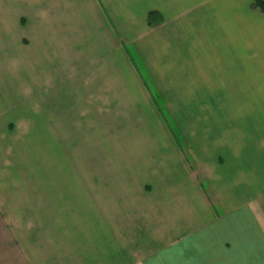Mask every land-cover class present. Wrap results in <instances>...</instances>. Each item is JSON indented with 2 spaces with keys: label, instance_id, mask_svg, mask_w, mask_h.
Segmentation results:
<instances>
[{
  "label": "crops",
  "instance_id": "1",
  "mask_svg": "<svg viewBox=\"0 0 264 264\" xmlns=\"http://www.w3.org/2000/svg\"><path fill=\"white\" fill-rule=\"evenodd\" d=\"M255 2L0 0V264H264Z\"/></svg>",
  "mask_w": 264,
  "mask_h": 264
},
{
  "label": "rangeland",
  "instance_id": "2",
  "mask_svg": "<svg viewBox=\"0 0 264 264\" xmlns=\"http://www.w3.org/2000/svg\"><path fill=\"white\" fill-rule=\"evenodd\" d=\"M32 9L25 10V13L31 14ZM16 15V10L14 9V12L12 11V16ZM28 16V15H27ZM25 32H30V27L26 28ZM139 61L140 58L136 57ZM140 62V61H139ZM146 82L148 84H151V79L146 76L145 78ZM193 89H184V92L181 89H166L165 91L163 89H152V98H153V104L159 118L161 119L162 123H164L168 134H171L176 138V135H178V138H180L178 143L181 144L183 147L188 148L186 139L184 138V135L186 134L183 131V126L181 124V120H192L197 117L198 110L195 109L197 104V97L198 94H191V91ZM186 99L187 97H191V99L195 100V102H190L189 104L183 105V109L177 108L178 106V100L179 98ZM204 98V95L202 94L201 98ZM222 97H226L225 95H222ZM197 101V102H196ZM172 102V103H171ZM189 106V108H188ZM188 108V109H187ZM141 109L144 111L143 107ZM213 115V114H212ZM157 119V120H158ZM212 119V117L210 118ZM211 124V123H210ZM159 127L155 126V124L150 123L149 130L152 133H157ZM78 144H81L80 149L84 150V146L87 144L86 141L80 139L78 140ZM76 164H78V159Z\"/></svg>",
  "mask_w": 264,
  "mask_h": 264
},
{
  "label": "trees",
  "instance_id": "3",
  "mask_svg": "<svg viewBox=\"0 0 264 264\" xmlns=\"http://www.w3.org/2000/svg\"><path fill=\"white\" fill-rule=\"evenodd\" d=\"M254 6L259 7L260 9L264 10V0H256V2L254 3ZM155 16L154 12H151L149 14V23H153V17ZM151 93H153L152 89H149ZM176 139L179 140L180 138H178V135H176ZM179 142V141H178Z\"/></svg>",
  "mask_w": 264,
  "mask_h": 264
}]
</instances>
